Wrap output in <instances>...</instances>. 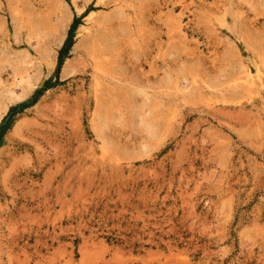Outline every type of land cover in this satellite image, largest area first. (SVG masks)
<instances>
[{
	"label": "rangeland",
	"instance_id": "1",
	"mask_svg": "<svg viewBox=\"0 0 264 264\" xmlns=\"http://www.w3.org/2000/svg\"><path fill=\"white\" fill-rule=\"evenodd\" d=\"M0 264H264V0H0Z\"/></svg>",
	"mask_w": 264,
	"mask_h": 264
},
{
	"label": "bare ground",
	"instance_id": "2",
	"mask_svg": "<svg viewBox=\"0 0 264 264\" xmlns=\"http://www.w3.org/2000/svg\"><path fill=\"white\" fill-rule=\"evenodd\" d=\"M93 22V21H92ZM260 66V65H259ZM259 69V68H258ZM254 70V69H253ZM249 71H250V68H249ZM256 72V71H255ZM254 74H256V73H254ZM249 75V74H248ZM251 75H252V73H251ZM260 77V76H259ZM262 81V80H261ZM253 82V81H252ZM255 84V83H254ZM253 84V85H254ZM262 84V83H261ZM256 86V85H255ZM257 88V87H256ZM261 89V88H260Z\"/></svg>",
	"mask_w": 264,
	"mask_h": 264
}]
</instances>
